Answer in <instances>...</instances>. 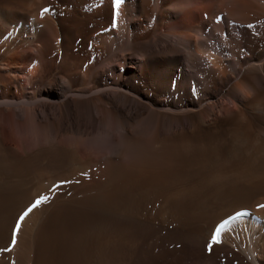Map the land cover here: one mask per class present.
Wrapping results in <instances>:
<instances>
[{"label":"bare ground","instance_id":"6f19581e","mask_svg":"<svg viewBox=\"0 0 264 264\" xmlns=\"http://www.w3.org/2000/svg\"><path fill=\"white\" fill-rule=\"evenodd\" d=\"M78 173L99 179L82 191L235 188L198 220L190 264H264V0H0V264H56L34 244L50 204L20 216Z\"/></svg>","mask_w":264,"mask_h":264},{"label":"rangeland","instance_id":"374dc122","mask_svg":"<svg viewBox=\"0 0 264 264\" xmlns=\"http://www.w3.org/2000/svg\"><path fill=\"white\" fill-rule=\"evenodd\" d=\"M213 23L216 24L214 21ZM87 26L92 29L93 24L87 23ZM146 139L145 141L148 143L150 139ZM173 166L176 170H173ZM176 166V164L172 165V170L170 169L172 172H168L175 173ZM130 167L132 165H129ZM97 168L99 169L96 165L92 167V170L98 172ZM85 174L78 173L74 178L56 180L54 194L42 202L44 206L50 204L51 207L50 205L48 208L46 207L47 212L43 217L45 221L41 222L43 225H40L38 234L35 235L38 237L35 238L34 244L43 240L39 246L43 249L42 258L48 262L64 264L73 261L72 264H74L78 257L83 259L82 264H108V259L113 258L114 255L116 258L119 256V264H190L192 256L202 257L192 236L198 229L197 222L200 217H203L204 213L209 214L210 212H212V214L210 213L212 218L216 217L235 204L232 200L226 199L228 192L235 188L230 189L227 186L221 188L218 190L220 195H218L219 193L215 194L214 199L215 190L213 188L199 185L186 186V192L177 195L175 183L171 180L168 182L169 177L161 178L162 184L160 181L157 184H154L156 182L151 183L152 187L144 185L143 175H139L130 181L128 177L127 181L123 180L122 182V179L112 181V187L110 185L108 192L105 193L102 191L103 189L101 191L97 189L100 192L97 193L95 188L82 191L80 188L89 187L91 181H99L98 178ZM31 175L26 173L29 181L34 180ZM142 179L143 182H141ZM139 180L141 184L138 182ZM31 188L28 195L34 191ZM75 188L76 190L80 189V192ZM211 194L212 196H209ZM36 197L38 198V196ZM67 198L70 199L68 203H60L61 200ZM111 198L114 200H110ZM55 205L56 207H54ZM195 248L198 250L195 251ZM105 249L106 252H104ZM33 257L34 250L30 255L31 264L34 261ZM109 262L111 263V261Z\"/></svg>","mask_w":264,"mask_h":264},{"label":"snow or ice","instance_id":"6c2138e0","mask_svg":"<svg viewBox=\"0 0 264 264\" xmlns=\"http://www.w3.org/2000/svg\"><path fill=\"white\" fill-rule=\"evenodd\" d=\"M121 5V0H114V9L118 8ZM45 12L48 11V9H44ZM113 27H115V18L113 19ZM45 197H38L30 207H28L27 211L23 213V215L20 216V220L22 221L25 216H27L34 208L40 206V204L45 200ZM240 215V214H238ZM230 220L236 219V217H230ZM229 224V220H223L221 223H219L216 227L214 232L211 236V242L209 244V248L213 246V244L219 243V236L220 233L225 229V227ZM19 228V223H17V229ZM12 244L15 246V231L13 232V239Z\"/></svg>","mask_w":264,"mask_h":264}]
</instances>
